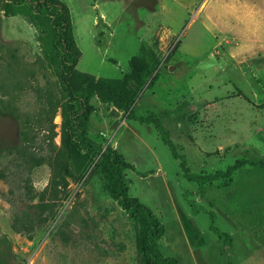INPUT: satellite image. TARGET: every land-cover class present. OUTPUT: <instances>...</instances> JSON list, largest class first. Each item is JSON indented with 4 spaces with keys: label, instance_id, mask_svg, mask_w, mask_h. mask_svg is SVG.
<instances>
[{
    "label": "rangeland",
    "instance_id": "374dc122",
    "mask_svg": "<svg viewBox=\"0 0 264 264\" xmlns=\"http://www.w3.org/2000/svg\"><path fill=\"white\" fill-rule=\"evenodd\" d=\"M61 1L80 50L75 68L133 81L140 96L134 114L159 118L187 172L212 174L236 159L264 162V0ZM3 2L0 264H141L137 223L109 194L95 163L94 153L107 145L133 167L121 172L127 195L162 222L163 256L179 264H264V245L250 232L264 229L262 168L246 163L210 181L219 189L200 199L207 182L183 177L152 124L95 97L87 122L94 152L77 151L79 174L64 175L50 191L65 94L39 31L20 14L4 15ZM141 43L157 59L148 87L130 76ZM40 202H52L51 210ZM23 212L33 219L28 234L11 228Z\"/></svg>",
    "mask_w": 264,
    "mask_h": 264
},
{
    "label": "trees",
    "instance_id": "16d2710c",
    "mask_svg": "<svg viewBox=\"0 0 264 264\" xmlns=\"http://www.w3.org/2000/svg\"><path fill=\"white\" fill-rule=\"evenodd\" d=\"M1 9L4 15L24 16L39 31L37 39L41 49L53 64L58 83L65 94L59 104L60 146L51 158L55 165L48 185L50 191L56 189L58 181H64V175L73 177L74 172L79 174L75 165L77 151L85 149L86 153L94 152L92 147H88L91 142L87 136L88 115L92 109L89 100L92 97L122 110L127 118L139 123L152 124L171 156L178 160L183 177L188 181L207 182L198 188L200 199L208 197L211 193L215 194L219 189L217 185H211L210 181L218 177H227L246 163L264 170L263 160L236 159L224 170L212 174L187 172L183 155L176 152L159 118L155 114L146 116L134 114L140 96H137V86L133 81L124 78L94 77L75 68L80 50L73 38L69 9L63 1L4 0ZM156 67L157 59L154 52L145 43H141L140 56L131 61L132 80L138 79L141 83L148 80L146 87L150 86L158 75ZM19 133L24 136L22 130ZM94 156L109 194L125 210L127 216L137 223L135 247L141 256V264H179L173 257L163 256L158 249L157 240L164 231L162 222L136 197L128 196L126 193L127 181L123 179L121 172L123 169H132V165L125 162L122 156L108 145L103 150H97ZM37 205L42 208L48 206L51 210L53 204L40 202ZM197 211L193 209V212ZM44 219L45 217L42 218ZM32 221L26 212L15 214L11 228L17 233L28 234ZM213 230L223 242H230L228 235ZM250 232L252 236L261 240V245H264V229H250Z\"/></svg>",
    "mask_w": 264,
    "mask_h": 264
}]
</instances>
